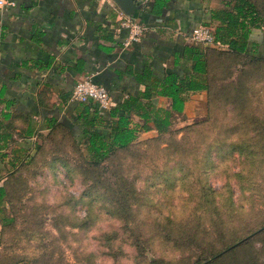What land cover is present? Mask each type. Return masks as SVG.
Here are the masks:
<instances>
[{"label": "rangeland", "instance_id": "374dc122", "mask_svg": "<svg viewBox=\"0 0 264 264\" xmlns=\"http://www.w3.org/2000/svg\"><path fill=\"white\" fill-rule=\"evenodd\" d=\"M238 67L213 66L208 106L95 167L63 130L43 137L2 181L0 261L203 264L237 242L205 264H264V65L240 84Z\"/></svg>", "mask_w": 264, "mask_h": 264}, {"label": "crops", "instance_id": "0c3cea01", "mask_svg": "<svg viewBox=\"0 0 264 264\" xmlns=\"http://www.w3.org/2000/svg\"><path fill=\"white\" fill-rule=\"evenodd\" d=\"M8 1L0 6V184L11 161L31 153L38 134L48 132L51 118L68 125L77 104L69 98L76 78L89 75L108 90L113 104L146 86L159 88L156 84L169 73L189 74V46L204 49L208 75L211 60L217 61L211 56L217 46L204 48L188 37L198 23L211 29L217 24L210 17V9L222 6L216 0H166L158 13L150 11L152 0H143L136 18L145 28L125 45L123 12L113 0ZM259 34L252 27L249 40L259 41ZM208 90L210 86L188 91L180 114L185 108L206 107ZM150 100L162 107L170 103L168 96L158 94ZM132 120L139 118L132 115Z\"/></svg>", "mask_w": 264, "mask_h": 264}, {"label": "trees", "instance_id": "16d2710c", "mask_svg": "<svg viewBox=\"0 0 264 264\" xmlns=\"http://www.w3.org/2000/svg\"><path fill=\"white\" fill-rule=\"evenodd\" d=\"M165 2L166 0H152L150 11L152 13L160 12ZM210 17L215 19L217 24L212 28L213 44H205L204 48L209 45V47L217 46L218 48H213L216 50L211 56L215 55L217 61L212 59V66L219 67V65L225 64L227 59H233L235 64L239 65L235 80L240 84L239 73H246L247 70L252 71L253 68L264 65V14L259 11L252 0H222L221 7L210 9ZM202 24L206 23L203 22ZM252 27L260 29L259 41L256 39L249 40ZM259 42L262 44L261 49H258ZM188 53L190 72L183 77L177 76L176 73H169L156 84L159 88L150 90L146 86L140 92L128 94L108 107H98L93 101H77L73 118H68L70 123L68 125L60 120L54 122V119L51 118L47 123L49 125L48 132L45 135L38 134L34 140L31 153L24 154L16 162L11 161L10 169L3 172V179L18 165H23L33 159L41 148L40 141L54 131L63 130L70 136L75 145H82L87 160L86 164L92 167L100 165L115 150L131 145L139 131L149 128H153L156 133L168 131L174 116L182 111L186 93L192 90L209 89V86L211 90V85L214 82L212 74H207L204 49L192 45L188 47ZM249 82L251 83V81ZM228 83H233L231 78H228L226 84ZM210 90H208V98ZM152 94L168 96L170 98L169 106L155 105L150 100ZM132 115L138 116L139 121H133ZM71 125L76 127L77 132L73 131L75 129ZM4 195L5 188L1 182L0 200L3 199ZM236 244L237 242L226 246L213 258L209 259L212 256L209 254L208 257L204 258L203 264L211 263L216 257L222 255V252L231 250ZM0 264L18 263L17 260H14L13 262L0 261Z\"/></svg>", "mask_w": 264, "mask_h": 264}, {"label": "built area", "instance_id": "2783aa9c", "mask_svg": "<svg viewBox=\"0 0 264 264\" xmlns=\"http://www.w3.org/2000/svg\"><path fill=\"white\" fill-rule=\"evenodd\" d=\"M6 3H9V1L0 0V6ZM120 24L127 28V36L123 41L124 45L137 40L145 28L142 21L124 13L121 15ZM188 37L195 43L213 44L212 29L206 24L199 23L192 27ZM69 98L78 102L93 101L98 107H108L111 104L108 90L102 85L91 81L87 74L74 80L69 92Z\"/></svg>", "mask_w": 264, "mask_h": 264}, {"label": "water", "instance_id": "95a60500", "mask_svg": "<svg viewBox=\"0 0 264 264\" xmlns=\"http://www.w3.org/2000/svg\"><path fill=\"white\" fill-rule=\"evenodd\" d=\"M119 9L130 17H136V11H138L143 4V0H113Z\"/></svg>", "mask_w": 264, "mask_h": 264}]
</instances>
